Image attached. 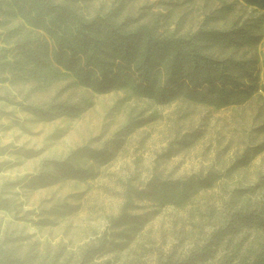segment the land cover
Masks as SVG:
<instances>
[{
    "label": "rangeland",
    "instance_id": "374dc122",
    "mask_svg": "<svg viewBox=\"0 0 264 264\" xmlns=\"http://www.w3.org/2000/svg\"><path fill=\"white\" fill-rule=\"evenodd\" d=\"M77 5L88 17L120 6L118 20L158 23L161 32L179 35L200 26L228 30L262 14L256 52L264 96V12L242 0H79ZM0 19L5 22L0 33L22 23L20 17ZM246 51L237 50L234 56ZM5 76L7 80L0 81V249L29 264H77L107 232L111 243L87 264H159L170 257L184 262L206 246L214 256L197 264H224L228 257L264 245L260 228L238 226L236 234L227 228L237 207L264 205V150L252 155L264 142V131L258 129L264 117L257 116L264 99L227 108L181 99L161 104L124 89L94 93L71 86L69 77L42 83L0 74ZM54 99L89 100L91 105L79 116L49 119L26 108ZM131 118L140 126L128 132ZM170 146L172 153L164 155ZM91 149L107 154L93 160ZM245 151L251 158L228 175ZM69 156L75 165L92 168L93 176L59 179L55 168L46 165ZM209 170L220 179L183 207L161 206L148 196L136 198L132 213H149V220L130 238L113 240L111 233L118 229L109 219L120 213L128 182L145 192L156 177L186 180ZM215 231L227 235L211 246Z\"/></svg>",
    "mask_w": 264,
    "mask_h": 264
},
{
    "label": "trees",
    "instance_id": "16d2710c",
    "mask_svg": "<svg viewBox=\"0 0 264 264\" xmlns=\"http://www.w3.org/2000/svg\"><path fill=\"white\" fill-rule=\"evenodd\" d=\"M79 0H0V15L20 17V26L0 33V74L11 73L17 78H32L47 83L70 78L71 86H82L94 93L129 90L137 97H146L161 104L177 99L227 108L251 104L264 99L261 89L259 56L256 47L262 39L259 32L263 17L246 18L228 30L204 26L187 34L164 33L159 24L139 23L137 18L118 20L121 7L91 17L83 14ZM247 7L264 12V0H242ZM5 22L0 19V27ZM229 49L232 53L226 54ZM247 49L240 56L234 52ZM8 77H0V81ZM91 105L89 100L67 102L54 99L45 106H26L38 116H79ZM258 119L264 117V104L258 108ZM140 126L131 118L128 132ZM264 131V122L259 126ZM188 144L186 140L180 142ZM252 155L264 150V142L253 149ZM97 160L105 156L103 150H89ZM172 147L164 153L170 155ZM248 151L228 171L246 164ZM72 156L62 161H48L62 178L86 179L93 169L75 165ZM220 175L209 170L206 175H192L186 180L149 181L148 191L139 190L132 181L125 186V200L117 216L110 217L113 240L130 238L142 230L149 213L136 214V198L148 196L158 205L183 207L202 189L212 188ZM246 226L264 230V205L243 204L231 214L228 229L236 234ZM227 229V230H228ZM227 231L212 233L210 245H219ZM114 242V241H113ZM107 232L97 244L82 253V264H87L108 244ZM209 245V246H210ZM207 249L209 251H207ZM211 248L194 253L184 262L160 260L159 264H197L214 256ZM0 264H29L14 253L0 249ZM224 264H264V245L247 255L228 257Z\"/></svg>",
    "mask_w": 264,
    "mask_h": 264
},
{
    "label": "water",
    "instance_id": "95a60500",
    "mask_svg": "<svg viewBox=\"0 0 264 264\" xmlns=\"http://www.w3.org/2000/svg\"><path fill=\"white\" fill-rule=\"evenodd\" d=\"M77 264H82V263H77Z\"/></svg>",
    "mask_w": 264,
    "mask_h": 264
}]
</instances>
